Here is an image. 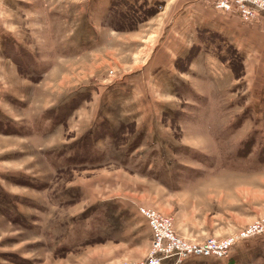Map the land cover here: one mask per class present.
<instances>
[{"label": "rangeland", "instance_id": "374dc122", "mask_svg": "<svg viewBox=\"0 0 264 264\" xmlns=\"http://www.w3.org/2000/svg\"><path fill=\"white\" fill-rule=\"evenodd\" d=\"M142 206L189 243L264 224V12L0 0V264L145 261Z\"/></svg>", "mask_w": 264, "mask_h": 264}, {"label": "built area", "instance_id": "2783aa9c", "mask_svg": "<svg viewBox=\"0 0 264 264\" xmlns=\"http://www.w3.org/2000/svg\"><path fill=\"white\" fill-rule=\"evenodd\" d=\"M208 1L215 8L237 12L240 19L246 23L258 18L259 14L264 12V0ZM139 212L147 219L152 232V244L145 261L115 264H164L168 259H173L175 264H179L192 256L224 258L241 240L264 234V224L255 223L239 232V234L223 240L209 239L206 244L189 243L175 234L170 217L147 206L140 207Z\"/></svg>", "mask_w": 264, "mask_h": 264}, {"label": "crops", "instance_id": "0c3cea01", "mask_svg": "<svg viewBox=\"0 0 264 264\" xmlns=\"http://www.w3.org/2000/svg\"><path fill=\"white\" fill-rule=\"evenodd\" d=\"M162 2H164L165 6H169L170 4L174 5V4H178V5H185L190 2H194L196 0H160ZM189 7V6H188ZM187 7V8H188ZM143 218V217H142ZM145 221V223H144ZM140 226H143V228H147L148 222L147 219L144 217L143 219H141V221H139ZM176 227L178 229V231L185 235V236H189L191 233L190 231H193L191 229V226H189V224H182L180 222L176 223ZM262 236V235H259ZM259 236H255V238H251L249 241L247 240H242L240 241L225 257L224 259H220L219 261H216L214 258H201V257H189L186 260H184L182 263L179 264H256V254H255V250H258V248H256L255 242L257 238H260ZM253 241L254 245H249L246 244L245 242H251ZM255 247V248H254ZM142 255H144V253H141ZM147 254V251L145 253V256ZM131 255V253H130ZM144 256V258H145ZM131 257V256H129ZM116 260H121V259H116ZM124 260V259H122ZM114 261V260H113ZM127 261V260H125ZM123 262V261H121ZM167 264H175L173 259H168L166 260ZM165 262V263H166Z\"/></svg>", "mask_w": 264, "mask_h": 264}, {"label": "bare ground", "instance_id": "6f19581e", "mask_svg": "<svg viewBox=\"0 0 264 264\" xmlns=\"http://www.w3.org/2000/svg\"><path fill=\"white\" fill-rule=\"evenodd\" d=\"M128 263H130V262H128ZM135 263H138V262H135Z\"/></svg>", "mask_w": 264, "mask_h": 264}]
</instances>
